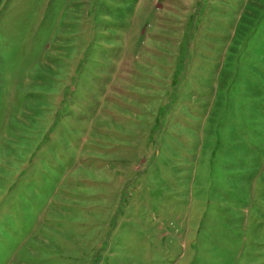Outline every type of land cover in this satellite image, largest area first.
I'll list each match as a JSON object with an SVG mask.
<instances>
[{
  "label": "rangeland",
  "instance_id": "rangeland-1",
  "mask_svg": "<svg viewBox=\"0 0 264 264\" xmlns=\"http://www.w3.org/2000/svg\"><path fill=\"white\" fill-rule=\"evenodd\" d=\"M0 264H264V0H0Z\"/></svg>",
  "mask_w": 264,
  "mask_h": 264
}]
</instances>
